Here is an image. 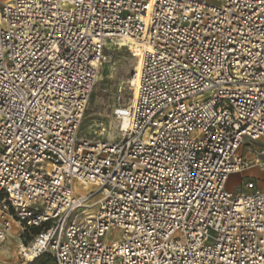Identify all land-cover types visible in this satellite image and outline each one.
<instances>
[{"label":"built area","instance_id":"2783aa9c","mask_svg":"<svg viewBox=\"0 0 264 264\" xmlns=\"http://www.w3.org/2000/svg\"><path fill=\"white\" fill-rule=\"evenodd\" d=\"M122 38L143 52L128 128L82 138ZM261 138L264 0H0V249L19 224L27 260L264 264V190L227 189L264 171Z\"/></svg>","mask_w":264,"mask_h":264},{"label":"rangeland","instance_id":"374dc122","mask_svg":"<svg viewBox=\"0 0 264 264\" xmlns=\"http://www.w3.org/2000/svg\"><path fill=\"white\" fill-rule=\"evenodd\" d=\"M7 2L6 0H1ZM118 48V49H117ZM108 58L101 67L100 77L88 103V109L82 121L81 137L91 140H105L120 132L123 120L117 118L118 111L127 109L132 104L134 90L131 79L137 72V52L129 47L122 49L115 44L107 46ZM106 77V78H105ZM264 148V138L260 141H251L243 150L247 158H253L259 150ZM234 177V176H232ZM230 178L227 189L234 193L244 190V183L254 179L264 190V171L253 168L251 171L236 174ZM79 193H88L87 188L77 187ZM40 230H25L8 236L0 249V264H53L51 256L40 257L34 262L27 260L22 249L31 247ZM112 233L110 239L121 236V233Z\"/></svg>","mask_w":264,"mask_h":264},{"label":"bare ground","instance_id":"6f19581e","mask_svg":"<svg viewBox=\"0 0 264 264\" xmlns=\"http://www.w3.org/2000/svg\"><path fill=\"white\" fill-rule=\"evenodd\" d=\"M6 1H7L6 3L12 2V0H6ZM111 44H115L116 46H119L121 49L123 47H129V49L131 48L135 52H137V56H138L137 72L134 75V77L131 79V83H130L132 85L133 90H134L133 99H132V102H134L137 99V97H138V88H137V86H138L139 78L141 76V66H142V62H143V52L140 51L137 42L135 40H133V39L122 38L120 40H112V41L106 42V46H109ZM120 120H123V128L124 129H127L128 128V125H129L128 124L129 118L127 116H124ZM235 175L236 174H234L233 176L235 177ZM234 177H232V178H234ZM77 187L79 188V185H76L75 186V189H76L77 193H79V191L77 190ZM81 188H87V189L90 190L91 188L93 189L94 186L90 185V186H85V187H81ZM19 229H20L21 232L22 231H25L21 226H19V224L18 225L16 224L14 226V228L12 229V232L8 236H11V234L13 233V231H14V234L19 233ZM22 251H26L25 250V247L22 249ZM27 256H28V260L30 262H34V261L37 260V258L35 257L34 254H29L28 253Z\"/></svg>","mask_w":264,"mask_h":264},{"label":"trees","instance_id":"16d2710c","mask_svg":"<svg viewBox=\"0 0 264 264\" xmlns=\"http://www.w3.org/2000/svg\"><path fill=\"white\" fill-rule=\"evenodd\" d=\"M34 264H39V262L37 261V262H35Z\"/></svg>","mask_w":264,"mask_h":264}]
</instances>
